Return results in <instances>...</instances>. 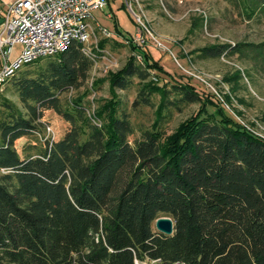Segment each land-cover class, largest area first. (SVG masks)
<instances>
[{
  "label": "trees",
  "instance_id": "obj_1",
  "mask_svg": "<svg viewBox=\"0 0 264 264\" xmlns=\"http://www.w3.org/2000/svg\"><path fill=\"white\" fill-rule=\"evenodd\" d=\"M230 2L264 19V0ZM203 25L194 17L189 32ZM127 41L133 53L109 74L112 97L97 107L87 96L99 81L86 87L95 59L77 41L6 81L21 106L0 99V264H264V139L190 83L154 79L163 68ZM104 48L101 39L96 55ZM252 50L264 62V42L213 43L199 57ZM135 79V105L160 99L153 127L131 143L134 126L116 91ZM194 103L199 111L165 136L168 114ZM49 110L69 123L63 136L21 156L16 141L38 133ZM161 216L172 218V234L156 230Z\"/></svg>",
  "mask_w": 264,
  "mask_h": 264
},
{
  "label": "rangeland",
  "instance_id": "obj_2",
  "mask_svg": "<svg viewBox=\"0 0 264 264\" xmlns=\"http://www.w3.org/2000/svg\"><path fill=\"white\" fill-rule=\"evenodd\" d=\"M132 4L133 9L143 15L142 19L153 36L162 43L159 45L149 37L144 46L163 68V71H153L159 82L190 83L202 96H208L222 105L226 113L246 129L264 136V62L261 57L255 56V50L220 58L199 57L200 49L213 43L264 42V19L246 18L230 0H132ZM92 14V23H99L110 32L109 36H105L96 31L98 41L105 39V48L86 83V87H89L93 79L99 81L87 96L93 107H97L100 102L112 97L109 74L120 69L133 53L127 37H132L136 45L134 39L139 25L125 0H110L109 5L94 10ZM194 17L202 18L204 25L190 33ZM87 45L93 47L94 39ZM20 49L21 45L15 47L14 57ZM139 86V81L135 79L131 88L116 91L122 100V109L129 113L134 126L131 143L140 138L145 129L153 127L160 99L156 94L153 97L154 105H135ZM86 87L79 93L85 91ZM70 94L64 100L70 98ZM75 94L73 92L71 96ZM2 97L21 106L18 95L9 83L0 90V99ZM199 108L200 104L194 103L181 111L174 109L161 123L163 134L173 133L180 122L196 114ZM209 109L213 108L209 106ZM90 117L101 124V116L94 115V109L90 110ZM42 121L44 126L38 133L16 141L21 156L38 153L46 139H60L69 125L53 110L47 111Z\"/></svg>",
  "mask_w": 264,
  "mask_h": 264
},
{
  "label": "built area",
  "instance_id": "obj_3",
  "mask_svg": "<svg viewBox=\"0 0 264 264\" xmlns=\"http://www.w3.org/2000/svg\"><path fill=\"white\" fill-rule=\"evenodd\" d=\"M125 2L139 25L135 44L145 49L146 39L152 37L161 45L142 19L143 15L133 9L132 0ZM109 3L110 0H15L5 5L0 9V90L19 69L40 58L59 54L73 41L82 43L83 51L96 62L99 57L94 50L98 46L96 31L105 36H109L110 32L101 24L92 23V12ZM93 39V47L88 46ZM17 45H21V49L14 57ZM134 55L142 60L139 52ZM252 133L264 139L261 133ZM157 261L136 258L135 264H154Z\"/></svg>",
  "mask_w": 264,
  "mask_h": 264
},
{
  "label": "water",
  "instance_id": "obj_4",
  "mask_svg": "<svg viewBox=\"0 0 264 264\" xmlns=\"http://www.w3.org/2000/svg\"><path fill=\"white\" fill-rule=\"evenodd\" d=\"M156 230L164 234H172L174 230V222L169 216H161L155 221Z\"/></svg>",
  "mask_w": 264,
  "mask_h": 264
},
{
  "label": "crops",
  "instance_id": "obj_5",
  "mask_svg": "<svg viewBox=\"0 0 264 264\" xmlns=\"http://www.w3.org/2000/svg\"><path fill=\"white\" fill-rule=\"evenodd\" d=\"M15 0H0V9L4 8L5 5H7L8 3H11ZM0 20H1V16H0ZM0 66H1V60H0Z\"/></svg>",
  "mask_w": 264,
  "mask_h": 264
}]
</instances>
